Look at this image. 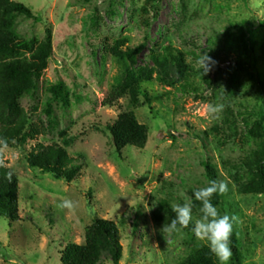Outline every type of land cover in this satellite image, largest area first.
Returning <instances> with one entry per match:
<instances>
[{"label": "rangeland", "instance_id": "obj_1", "mask_svg": "<svg viewBox=\"0 0 264 264\" xmlns=\"http://www.w3.org/2000/svg\"><path fill=\"white\" fill-rule=\"evenodd\" d=\"M9 1L37 18L17 17L15 32L25 44L13 57H27L26 47L41 46L48 35L51 55L20 100L40 135L19 149L0 148V164L19 182V220L0 217V264H61L65 247L82 245L96 218L118 226L119 264H177L207 244L188 228L165 230L175 219L172 206L191 203L200 218L194 191L208 186L211 175L228 184L212 203L237 218L230 264L237 256L239 264H264V188L253 154L263 140L264 0ZM243 23L251 25L244 29L249 51ZM122 40L123 51L144 45L133 67L113 56ZM201 54L215 62L204 76L196 64ZM146 69L151 78L142 81ZM131 75L141 82L140 105L125 97L106 106L111 89ZM218 99L224 108L212 119L206 107ZM129 111L146 126L148 141L144 149L117 153L108 126ZM37 144L65 148L82 165L81 176L68 184L30 168L27 155ZM65 198L74 210L59 207ZM97 264H113L108 250Z\"/></svg>", "mask_w": 264, "mask_h": 264}, {"label": "trees", "instance_id": "obj_2", "mask_svg": "<svg viewBox=\"0 0 264 264\" xmlns=\"http://www.w3.org/2000/svg\"><path fill=\"white\" fill-rule=\"evenodd\" d=\"M17 17H26L34 21L30 10L23 4L9 0H0V139L7 141V147L0 148L19 149L28 141L36 140L40 131L28 124L20 107V100L30 91L32 83L39 80L47 68V60L51 55V39L48 35L41 46L26 47L28 56L14 58L12 50L25 44L15 32ZM241 25V40L245 50L249 51L247 44L250 40L245 27ZM264 26V22L261 24ZM125 41H119L113 48V56L120 60H127L129 67L136 64V58L142 53L144 45L131 49L126 47ZM177 68L183 75L187 66L180 55L177 59ZM127 69V66H126ZM251 78L259 82L257 75L251 72ZM151 78V71H143L142 81ZM140 81L130 76L122 86L111 89L104 103L112 107L119 99L128 97L130 106L140 105ZM262 144L254 151L256 162L260 168V185L264 188V107L258 111ZM113 145L117 153L126 147L144 149L148 141L146 126L139 124L133 112L119 114L112 125L108 126ZM27 165L39 169L41 172L52 175L56 180L68 184L74 183L80 176L82 165L69 156L65 148L57 145L37 144L27 155ZM207 171L212 168L206 165ZM213 174V173H212ZM211 175V174H210ZM210 180H216L212 175ZM19 182L14 171L0 164V217L16 222L19 220L18 203ZM221 194H215L212 199L218 200ZM191 230V226L188 228ZM121 236L118 226L109 220L96 218L84 230V243L82 245L68 244L61 256V264H97L101 250H108L113 264H119L121 259ZM232 244L237 245L235 237ZM239 264L238 256L236 257ZM177 264H217L216 257L209 252L208 247L193 249L187 256L180 259Z\"/></svg>", "mask_w": 264, "mask_h": 264}, {"label": "clouds", "instance_id": "obj_3", "mask_svg": "<svg viewBox=\"0 0 264 264\" xmlns=\"http://www.w3.org/2000/svg\"><path fill=\"white\" fill-rule=\"evenodd\" d=\"M198 69L202 75H207L215 62L207 54L200 55L196 61ZM224 105L217 100L209 103L206 111L210 118L217 119L222 113ZM0 145L7 147V141L0 139ZM228 191V184L223 180H212L208 186L201 187L194 191L196 201L201 202V216L198 219L193 217V206L191 203L175 204L172 210L175 219L166 231H178L191 226V232L196 239L206 242L209 252L214 255L219 264H230L232 257V236L236 217L230 214L221 215L212 203V197L219 193L221 195ZM61 209L74 210L75 204L71 199H63L59 204Z\"/></svg>", "mask_w": 264, "mask_h": 264}]
</instances>
